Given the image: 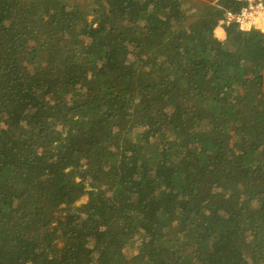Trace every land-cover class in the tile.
<instances>
[{
  "label": "trees",
  "instance_id": "16d2710c",
  "mask_svg": "<svg viewBox=\"0 0 264 264\" xmlns=\"http://www.w3.org/2000/svg\"><path fill=\"white\" fill-rule=\"evenodd\" d=\"M243 5L0 0V264H264Z\"/></svg>",
  "mask_w": 264,
  "mask_h": 264
},
{
  "label": "built area",
  "instance_id": "2783aa9c",
  "mask_svg": "<svg viewBox=\"0 0 264 264\" xmlns=\"http://www.w3.org/2000/svg\"><path fill=\"white\" fill-rule=\"evenodd\" d=\"M244 3L238 12L227 10L219 19L217 27L236 24L242 31L264 32V0H239Z\"/></svg>",
  "mask_w": 264,
  "mask_h": 264
},
{
  "label": "crops",
  "instance_id": "0c3cea01",
  "mask_svg": "<svg viewBox=\"0 0 264 264\" xmlns=\"http://www.w3.org/2000/svg\"><path fill=\"white\" fill-rule=\"evenodd\" d=\"M215 35L220 38V39H224L226 37V31L224 30L223 27H217L215 29Z\"/></svg>",
  "mask_w": 264,
  "mask_h": 264
},
{
  "label": "rangeland",
  "instance_id": "374dc122",
  "mask_svg": "<svg viewBox=\"0 0 264 264\" xmlns=\"http://www.w3.org/2000/svg\"><path fill=\"white\" fill-rule=\"evenodd\" d=\"M72 1H75V2L79 3L80 5L84 6V0H72ZM90 19H92V16H90ZM215 29H216V28H215ZM224 39H225V38H224ZM221 40H222V39H221ZM87 198H88L87 196H83V197L79 200L78 204L87 201Z\"/></svg>",
  "mask_w": 264,
  "mask_h": 264
},
{
  "label": "clouds",
  "instance_id": "9594fccd",
  "mask_svg": "<svg viewBox=\"0 0 264 264\" xmlns=\"http://www.w3.org/2000/svg\"><path fill=\"white\" fill-rule=\"evenodd\" d=\"M217 28V27H216ZM226 38V37H225ZM220 39V38H219ZM224 40V39H223Z\"/></svg>",
  "mask_w": 264,
  "mask_h": 264
}]
</instances>
